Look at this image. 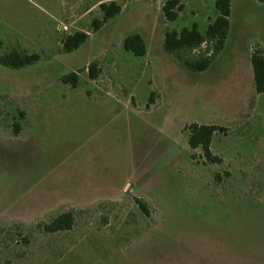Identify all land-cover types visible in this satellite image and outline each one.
Listing matches in <instances>:
<instances>
[{
	"label": "rangeland",
	"instance_id": "rangeland-1",
	"mask_svg": "<svg viewBox=\"0 0 264 264\" xmlns=\"http://www.w3.org/2000/svg\"><path fill=\"white\" fill-rule=\"evenodd\" d=\"M167 1L0 0V58L37 57L0 66V264H264V94L250 67L264 59V6L231 0L222 51L192 73L163 36L203 34L216 0H176L172 23ZM110 2L119 14L93 33ZM74 33L88 38L64 54ZM132 36L144 57L123 51ZM71 74L75 87L61 84ZM193 124L224 129L210 143L220 165L188 149ZM64 213L70 231L42 232Z\"/></svg>",
	"mask_w": 264,
	"mask_h": 264
},
{
	"label": "trees",
	"instance_id": "trees-1",
	"mask_svg": "<svg viewBox=\"0 0 264 264\" xmlns=\"http://www.w3.org/2000/svg\"><path fill=\"white\" fill-rule=\"evenodd\" d=\"M264 6V0H252ZM231 0H216L214 9L217 12V18L206 27L203 34H199L195 26L189 30H182L179 33L165 32L163 36V51L173 57L186 71L192 73H202L206 71L211 62L216 59L223 49L228 31V18L230 15ZM182 10L181 5L176 0H169L161 7V14L167 23H172L177 19V14ZM98 11L101 15L100 20L91 23L92 32H97L103 24L115 18L120 12V6L115 2L98 5ZM87 36L82 33H74L66 36L61 41V51L64 54H71L77 51L87 40ZM202 46L204 50L197 59L187 58L198 51ZM124 52L131 53L134 57L142 58L145 56V49L141 39L138 36L126 38L122 42ZM37 61V57H29L17 52H10L8 55L0 58V66L13 70L21 69L32 65ZM250 67L252 72V84L256 95L264 94V59L253 52L250 56ZM84 71L90 81L97 78L99 72L95 64L88 65ZM75 74L68 75L60 80L63 85L75 87L77 83ZM18 130H14L16 135ZM186 144L190 151L199 150L205 163L210 165H220L221 160L210 153V143L216 133H223L224 129L214 126L189 125L185 129ZM139 212L147 216L144 205L140 201H135ZM73 221L70 213L60 214L53 218L48 224L43 225L41 230L46 235L68 232L72 227Z\"/></svg>",
	"mask_w": 264,
	"mask_h": 264
}]
</instances>
